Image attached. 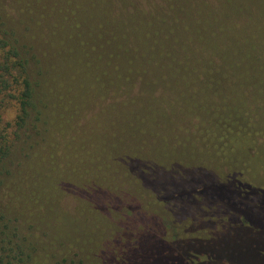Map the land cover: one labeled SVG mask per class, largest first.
I'll return each mask as SVG.
<instances>
[{"label":"rangeland","instance_id":"rangeland-1","mask_svg":"<svg viewBox=\"0 0 264 264\" xmlns=\"http://www.w3.org/2000/svg\"><path fill=\"white\" fill-rule=\"evenodd\" d=\"M199 2L0 0V54L15 49L27 59L34 89L32 118L37 117L39 125L56 124L58 129L67 130L68 137H91L89 143L98 146L99 154L102 140L106 146L103 183L105 188L111 187L103 192L100 207L93 198L88 199L83 216L71 217L64 209L50 212L51 218H44L40 209L42 219L26 215L23 227L39 234L33 238L39 245L34 247L28 241L30 248L33 252L38 247L41 253H32V261L27 264L39 260L57 264L53 250L44 247L43 233L51 231L53 225H65L83 238L79 242L86 245L88 254L77 261L86 264H100L105 251H114L118 249L115 244L126 241L124 233L139 232H151L163 240L136 243L139 247L143 243L144 249L127 252L121 264H194L196 257L202 264H264V197L257 207L262 217L253 216L249 225L232 224L229 229L233 235L219 242L213 259L205 263L200 260L204 257L197 255L193 263L188 261L185 255L190 245L179 240L219 231L226 214H214L198 193L191 203L176 197L158 198L168 194L171 184H184L189 174L193 179H227L232 167L218 144L219 126L234 123L236 117L248 122L246 115L255 122L264 120V97L260 93L264 86L260 88L256 82L253 69L241 64L249 57L243 53L247 48L256 50L249 57L252 66L262 63L264 0H220L219 7L227 13L216 15L205 14ZM98 41L105 50L99 51L98 46L88 50ZM185 51L193 52V58L187 66L176 64ZM87 54L88 65L83 60ZM220 55H225V62ZM127 57L130 61L126 63ZM229 63L233 69L227 67ZM243 78H248L245 84ZM119 90L129 98L124 111L118 113L117 108L110 117ZM82 93L88 104L69 103L70 98ZM258 105L261 108L253 112L251 108ZM65 106L74 110L68 129L56 120L66 112ZM131 120L135 121L139 139L126 134ZM80 122L84 127L78 126ZM23 132L21 129L19 134ZM106 132L114 133L112 144L104 139ZM127 142L131 150H125ZM46 146L44 143L43 149ZM17 151L22 157L18 147ZM125 154L138 160H120ZM41 156H45L42 149L26 161ZM149 168L154 171L153 180L148 179ZM92 178L78 183L90 186Z\"/></svg>","mask_w":264,"mask_h":264},{"label":"trees","instance_id":"trees-1","mask_svg":"<svg viewBox=\"0 0 264 264\" xmlns=\"http://www.w3.org/2000/svg\"><path fill=\"white\" fill-rule=\"evenodd\" d=\"M199 1L205 9V14L227 13L219 7L220 0H210L217 1L216 3L207 0ZM172 5L175 9V5ZM169 24L173 28L172 21H169ZM99 41L92 43V48H88V50H94L96 46L100 48L99 51L105 50V46L102 47ZM262 47L260 49L262 62L260 65L252 66L253 62L250 58L256 50L251 51V48L243 50V53L249 54L250 58H246L241 63L244 68L253 69L260 88L264 86V50ZM222 53L237 52L222 51ZM192 54L193 52L190 51L180 54V60L178 59L176 64L181 63V66H187L189 58H193ZM82 56L83 54L78 59L80 60L79 64H82ZM219 58L222 62L226 61L225 55H220ZM83 60L84 64L88 65L89 55L84 56ZM124 61L127 63L130 58L127 57ZM27 63V59L19 56L15 49H8L6 53L0 54V264H27L32 261V253H39L38 256H41L38 247L33 252V249L30 248L29 242L34 247L39 245L33 241V238H38L39 234L38 231L32 233L33 230L28 231L23 227L22 219L26 215L41 218L38 211L40 209L44 218H51L50 212L55 209H64L70 211L71 217L83 216L87 210L88 199L93 198L97 204L96 207H100L103 192L111 188L110 186L105 188L103 183L106 169L102 161L106 158V146H103L102 140L100 141L102 152L99 154L98 146H92L89 143L91 137L87 135L78 138L68 137L67 130L63 131L61 127L58 129L56 124L53 123L51 124L53 126H50L45 122L39 125L38 118H32L34 89L27 70ZM84 67L87 66L84 65ZM227 67L233 69V64L229 63ZM247 80L248 78L241 79L244 84ZM118 92L120 97L115 100L116 104L114 102L110 117L117 108L116 112L122 113L125 109V100L127 101L129 98H125L126 96L124 97L120 90ZM246 93L250 94L249 91ZM260 93L264 97L263 88ZM86 98L84 93L70 98L72 102L65 101L85 105L89 102V99L86 100ZM105 106L107 105L105 104ZM258 107L251 109L253 112H258L261 108L260 105ZM262 107V112H264V106ZM64 110L66 112L56 120L60 121L64 128H67L73 118L71 113L74 110L67 106L64 107ZM246 117H248V122L236 117L234 123H224L218 128L219 147L232 167V173L227 179L222 181L208 177H194L193 179V176L189 174L188 178L183 181L184 184L173 182L168 194L158 197L160 200L176 197L178 200L191 203L195 193H198L209 203L207 206L210 210L213 209L214 214H226L224 223L219 220L221 222L219 231L212 232L210 230L203 234L205 236L197 239L179 240L190 245L185 257L192 263L196 255L200 258L204 257V259H200L204 263L213 259L215 251L219 247L218 243H224L221 242L223 240L228 241L233 235V230L229 229L232 224L245 223L249 225L255 216L262 217V213H259L260 210L257 207L260 197H264V120L255 122L251 120L250 116L246 115ZM36 120L37 123H35ZM128 125L130 128L126 131L127 136L139 139L140 134L135 126V121H129ZM37 126H40L37 130H31ZM78 126L84 127L82 122ZM21 129H24V132L19 134ZM116 130L119 131L118 128ZM112 135L114 133L106 132L103 137L112 144ZM65 139L69 141H65ZM44 143L47 144L45 149H43ZM126 145L125 150H131L128 148V142ZM17 147L23 153L22 157L19 156ZM41 149L45 156H41L39 160L33 162L31 159L26 161V157L38 155ZM114 151H118V149ZM120 160L134 162L138 159L125 154ZM133 167L135 165L132 166V170H134ZM56 172L59 178H56ZM148 175H150L149 180L153 178L154 171L150 168ZM88 176H93L90 186L86 184L87 182H84L83 185L78 183L80 179ZM192 183H196V185ZM227 222H231V224L227 225ZM53 227L51 231H44L43 236L44 247L53 250L56 263L86 264L83 260L77 261L78 257L83 258L88 254L86 245L79 242L83 238L68 231L65 225L60 227L53 225ZM29 228L31 229L32 226ZM124 234L127 238L126 241L115 244L118 249L112 247L115 248L114 251H105L100 264H121L120 259L125 258L124 255L127 252L144 249L143 243L140 247L135 246L136 243H153L152 241L156 239L163 240L151 232ZM242 235L243 233H239V236ZM29 237H32V241L28 240ZM238 239L231 241L235 242ZM46 258L44 256L43 259ZM195 259L194 264H202L197 257ZM44 262L47 261L44 260ZM37 264H43V262L39 260Z\"/></svg>","mask_w":264,"mask_h":264}]
</instances>
